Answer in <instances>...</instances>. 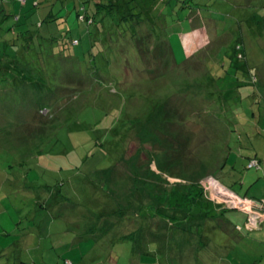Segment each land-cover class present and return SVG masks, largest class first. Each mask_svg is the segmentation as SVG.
Segmentation results:
<instances>
[{
	"label": "rangeland",
	"instance_id": "1",
	"mask_svg": "<svg viewBox=\"0 0 264 264\" xmlns=\"http://www.w3.org/2000/svg\"><path fill=\"white\" fill-rule=\"evenodd\" d=\"M195 1L200 7L172 22L169 39L158 20L135 23L128 33L135 41L114 44L123 54L112 68L117 92L108 75L63 51L49 74L56 89L27 84L15 91L17 77L0 85V264H152V256L156 264H264V240L234 230L233 218L239 222L243 213L229 203L228 187L242 197L259 176L264 187V1L207 0L211 9L226 10L214 11L213 19L203 18L208 13ZM165 2L157 1L153 18ZM82 7L72 1L62 22L40 28L46 36L75 25L79 43L71 48L80 56L89 47L86 24L77 25ZM242 14L258 20L237 23ZM38 17L33 12L30 19ZM178 39L180 59L173 54ZM221 43L229 54L238 49L232 52L238 70L229 67ZM219 61H227L225 73ZM221 70L222 79L209 83L210 72ZM123 104L129 118L120 110L119 128L104 129ZM250 159L261 161L250 167ZM195 184L210 189L202 205H211L193 208L195 217L184 221L181 193ZM263 187L249 195L263 196ZM224 207L234 211L224 217ZM124 235L136 242H124ZM154 240L160 253L132 260Z\"/></svg>",
	"mask_w": 264,
	"mask_h": 264
},
{
	"label": "trees",
	"instance_id": "2",
	"mask_svg": "<svg viewBox=\"0 0 264 264\" xmlns=\"http://www.w3.org/2000/svg\"><path fill=\"white\" fill-rule=\"evenodd\" d=\"M17 1L21 3L20 8H17L14 5V3ZM72 1H74L75 3L77 0H0V85L12 81L13 77H17L18 82L14 85V87L16 88L15 91H18L19 88L27 84L34 86L36 89L43 86L46 87L48 85L51 86L52 89H56L57 84L55 82L53 83L54 78L49 76V74L50 72H54L57 69L56 67L59 63L57 57L60 56L62 54L61 52L63 51L64 53H73L78 61L81 62V66L86 65L88 69L96 68V72H102L108 75V77L110 78L109 86L113 87L115 92H117L119 89L117 80L118 75L113 72L112 68L114 65H117L116 68L119 67L120 58L123 59V54H119L118 51L115 52V48L120 42L132 43L135 41L131 36L135 33L133 28L135 26V23L138 22L140 23V25H142L143 23L149 25L153 24V26H155L154 24H156L158 20H160L162 24H160L159 28L165 29L167 38L169 39L173 29L172 22L178 20L181 21V13L187 9H189L190 11V9H192L191 6L197 5L198 7H200L199 3L195 0H166L164 7L159 13V16L157 18H153L152 13L153 11H155L157 1L159 0H81L83 7L80 10L76 11L78 22L77 25H79L80 22L86 24V35L89 39V47L87 51L82 55L86 57H82L72 51L71 48L72 45H76L73 43L74 41H78L77 44L79 43V39L72 35V31L77 30V28H75V25L67 26V29L62 30L57 35H50L47 32L45 36L40 31V28H44L46 24L50 26L52 23L57 24L62 22V19L66 15L62 14V12H65L64 8ZM216 1L217 2H213H215L214 4H216L217 6H223L225 2H227L226 0ZM263 1L264 0H262V2ZM199 2L203 3L205 10L208 13L203 18L213 19L214 11H216L215 13L219 14H221L222 11H226L221 10V8L215 10L211 9V5L208 4L207 0H199ZM197 6L194 8L196 10L195 12H198V14H200ZM40 11L41 14L39 13ZM33 12H38L39 17L36 20L30 19V16ZM195 12L192 11V14ZM253 15L252 19H249V21H247L248 19H246V21H244V17L242 14V20L237 19V23H239L240 21H243V23H251V21L253 20L257 22L258 16H255V18H257L256 20ZM246 16L249 17L248 14ZM129 21L130 24L132 23L131 25L129 24ZM149 25H147V27ZM235 25H237L236 21L232 26ZM142 27L143 26H141V29ZM128 33H130L131 35L129 36ZM237 33L238 34L234 40L238 42L236 46L240 48L242 43L241 39L243 37L239 32ZM41 40H45V47H43ZM234 40H229L228 42L232 43V41ZM180 42L181 40L179 39L175 42L180 50H176L173 53L174 56L176 55L178 57L177 59H180V56H184ZM115 43L117 44L114 45ZM171 43L174 44L173 42ZM236 46L234 49L235 51H238ZM173 47L175 46L173 45ZM220 47L225 49L224 56L228 57L231 64L229 67L231 69L233 68L234 70H238L241 65H239L238 62L235 61L236 57L234 58L232 54L234 50L231 48V46L229 47L230 49H232L230 51V54L229 49H227L228 47L223 46L222 43L220 44ZM114 59L115 61H117L116 64ZM218 63L220 64H218L216 67H218V69L223 67V71L225 73V71L228 70L225 68V64H227V61L225 64H221V61H219ZM7 65L9 66V71H5ZM208 66H211V62H209ZM210 73L211 75L208 80L209 83H211L213 80L214 82L218 83L219 80L222 79V75H220L223 74L222 70L219 74H214L212 71ZM236 82H238V85H240L241 87L244 86V84L240 83L242 81H235V84H237ZM101 83L104 84V82L102 81ZM127 97L130 99V96ZM112 110H114L116 112L115 114L117 115L112 118V121L108 125H106L104 129H107L109 127H113L115 129L119 128L116 127L117 124L114 125V122L117 120L119 115L121 116L120 110L123 111V115H125L126 112L127 115L125 117L129 118L126 111V104H123L121 108H113ZM104 115H106L105 112ZM108 133L112 134L111 132ZM221 165L222 163H220V166ZM43 186L50 187L47 184H44ZM177 193L178 189L174 188L171 191V198L174 197ZM210 193L211 192L208 188L199 184L194 188L190 186V188L182 191L181 196L182 201H184L182 202L184 203V207H180V209L178 210L184 212V215L189 218V216L192 215V212L194 211L193 208H195L196 210L200 205L201 210L206 209L208 205H205V203L202 205V203L208 202ZM37 203L38 202L36 201L35 204ZM201 210L198 211L197 214H202ZM233 211L234 210H230L224 207L222 209L221 215L225 217ZM159 212L160 215L164 214L162 211ZM192 216L195 217V215ZM231 219L232 218H230L229 221H231ZM246 219L247 218L244 217L243 222H241V224L243 223V227ZM180 224H182V222H180ZM237 228L238 226L236 225V229ZM27 234L28 233L24 232L22 235ZM131 240H134V242H136L135 235L123 236L124 242ZM4 252L5 249H1L0 255L4 254Z\"/></svg>",
	"mask_w": 264,
	"mask_h": 264
},
{
	"label": "crops",
	"instance_id": "3",
	"mask_svg": "<svg viewBox=\"0 0 264 264\" xmlns=\"http://www.w3.org/2000/svg\"><path fill=\"white\" fill-rule=\"evenodd\" d=\"M256 157V156H255ZM254 157V158H255ZM252 159V158H251ZM250 159V160H251ZM258 160V159H257ZM260 161L261 160H259V163H260ZM259 179H261V177L259 176L257 179H255V180H253V181H250V183H249V187H248V190L246 191V193H244V195L242 196L243 198H244V201L246 202V203H251V204H253V205H255V207H258L260 210H263L264 211V209H262V207L264 206V195L263 196H260L258 193H257V196H255V195H249V192H250V190H253V189H255L256 191L258 190V187H260V186H262L263 187V185H261V184H258V182H259ZM241 182V186H242V184L243 183H245V181L244 180H242V181H240ZM223 185H225V186H228V185H226L225 183H223V182H221ZM228 187H230V188H232L238 195H239V193L232 187V186H228ZM243 187V186H242ZM264 188V187H263ZM258 192V191H257ZM210 197V196H209ZM208 206H210L211 204L210 203H208L207 204ZM237 211H240L241 213H243V215H241L242 217L240 218H238L239 219V222L238 221H236V219L234 218V220H235V223H234V221H233V223H234V230H236V225L237 226H242V224H241V222H243V220H244V217H246L247 218V213H245L244 211H242V210H237ZM246 215V216H245ZM188 220V218L187 219H185L184 221H187ZM183 223V222H182ZM261 224V226H260V228H258V229H255V230H252V231H249V230H244V231H247V232H249V233H246L247 234V236H249L250 235V233H252V235H254L256 238H258V239H262V240H264V217H263V220H262V222L260 223ZM218 229H223V226H222V228H218ZM227 231H229V229H226ZM224 232H225V229L223 230ZM203 238H201V240H202ZM169 240H172V239H168V241H167V243H169L170 241ZM201 243V242H200ZM110 248V246H105V247H103V249L104 250H107V249H109ZM103 249H101V250H103ZM143 249H144V251L143 252H141L140 254H139V256H138V258L136 259V258H134V259H132V260H138L139 258H143V256L146 254V255H148V254H151V255H153V254H156V253H160L161 252V247H160V243L158 242V241H156V240H154L153 242H150V243H148V245H144V247H143ZM132 255H133V257H135L134 256V254L132 253ZM151 263L152 264H156V259L152 256V258H151ZM132 263H135L136 264V262L135 261H133V262H131L130 261V263L129 264H132ZM139 264H142V261L139 263ZM205 264V263H204Z\"/></svg>",
	"mask_w": 264,
	"mask_h": 264
},
{
	"label": "built area",
	"instance_id": "4",
	"mask_svg": "<svg viewBox=\"0 0 264 264\" xmlns=\"http://www.w3.org/2000/svg\"><path fill=\"white\" fill-rule=\"evenodd\" d=\"M259 163H257L256 160H251L250 161V164L249 166L252 167V166H255V165H258ZM221 187L223 186L221 183H218ZM209 189V188H208ZM210 190V189H209ZM229 191V190H228ZM211 192V191H210ZM230 194H229V203L230 201L231 204L233 205L232 207H238V210H242L244 211L245 213L249 212L250 213V216L248 218L247 216V219L244 223V227L243 226H238L239 229H247V230H253V229H258L260 228L261 226V222L263 220V217H264V211L263 210H260L258 207H256L255 211H246L244 210V207H240L239 205H243L244 204V198L241 197L240 195H238L235 191H229ZM224 204V203H223ZM251 204V203H250ZM225 205V204H224ZM227 205V204H226ZM253 205V204H252ZM255 206V205H253ZM230 206L228 205V208ZM231 207V208H232ZM248 214V213H247ZM253 223L254 226H249V224Z\"/></svg>",
	"mask_w": 264,
	"mask_h": 264
}]
</instances>
